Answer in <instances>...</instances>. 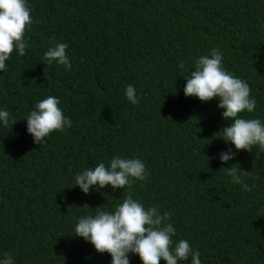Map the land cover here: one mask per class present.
Instances as JSON below:
<instances>
[{
	"label": "trees",
	"instance_id": "16d2710c",
	"mask_svg": "<svg viewBox=\"0 0 264 264\" xmlns=\"http://www.w3.org/2000/svg\"><path fill=\"white\" fill-rule=\"evenodd\" d=\"M26 55L0 72V259L15 264H111L74 229L79 218L112 212L127 190L85 194L78 173L138 158L149 175L132 185L145 207L170 213L173 241H189L201 264H264V151H236L221 129L219 100L186 97L195 59L223 53V66L256 100L245 119L264 122V0H27ZM68 45L71 71L44 53ZM183 61L184 69L178 67ZM133 85L139 104L128 101ZM54 96L72 121L37 145L27 132L35 104ZM235 158L222 163L220 153ZM206 157H214L207 160ZM232 165L251 191L231 182ZM255 177H259L255 179ZM88 205V206H85ZM130 264H142L129 254ZM160 264H167L163 259ZM178 264H191V257Z\"/></svg>",
	"mask_w": 264,
	"mask_h": 264
},
{
	"label": "clouds",
	"instance_id": "9594fccd",
	"mask_svg": "<svg viewBox=\"0 0 264 264\" xmlns=\"http://www.w3.org/2000/svg\"><path fill=\"white\" fill-rule=\"evenodd\" d=\"M32 24L31 10L27 0H0V72L6 70V62L14 51L20 56L26 55L29 47L25 34ZM68 45L56 43L43 56L47 66L54 62L65 66L71 71L72 65L67 55ZM180 69L185 68L181 61ZM193 70L186 78L184 86L186 97H196L202 102L219 100L218 107L224 109L222 117L231 121V125L220 132L223 140L235 146L237 152L246 150L252 152L255 146L264 151V122L260 119H245L241 113H252L256 108V100L251 97V88L246 81L237 78L226 71L223 66V53L219 48H213L210 55L195 59ZM128 101L139 104L133 85L125 90ZM60 100L48 96L38 101L34 110L27 116V132L33 137L34 143H46V137L51 133L63 132L65 127H71L72 121L63 115L59 107ZM10 114L0 110V122L4 127L9 125ZM231 149L220 153L222 163L235 158ZM207 160L214 157H206ZM226 170L231 182L241 185L242 191L249 192L255 185L245 183L234 165ZM248 175L247 171H243ZM149 173L143 161L138 158H112L108 165L98 163L94 168L87 169L75 176V185L89 194L93 187L99 191L109 185L113 191L127 190L122 203L115 206L114 211H99L96 215L79 218L75 225L76 237L90 242L98 253H108L112 257L111 264H130L129 254L138 255L142 264H160L163 259L167 264H178L191 257V264H201L198 250H194L185 239L173 241L176 229L170 220V213L163 214L156 206L145 207L138 199L133 198L132 185L136 181H144ZM259 177H255L258 179ZM88 206V205H85ZM0 264H15L13 253L7 252L0 259Z\"/></svg>",
	"mask_w": 264,
	"mask_h": 264
}]
</instances>
